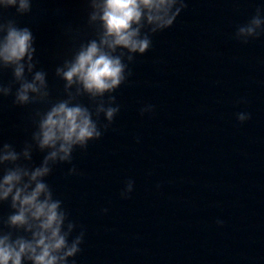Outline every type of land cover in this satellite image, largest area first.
<instances>
[{
  "label": "clouds",
  "instance_id": "9594fccd",
  "mask_svg": "<svg viewBox=\"0 0 264 264\" xmlns=\"http://www.w3.org/2000/svg\"><path fill=\"white\" fill-rule=\"evenodd\" d=\"M84 2L88 35L81 38L80 28L65 27L73 44L54 68L63 85L62 95L54 97L48 71L38 67L33 31L3 14L14 8L17 16L28 15L34 0H0V106L11 98L12 107L29 113V134L19 147L0 134V264H76L86 229L71 217L48 178L59 165H69L67 176L83 175L73 163L74 153L86 152L90 142L109 131L121 111L115 93L129 83L130 66L189 6V0ZM231 38L242 45L264 39V4L234 25ZM6 72L11 73L7 81ZM237 103L247 104V99ZM154 111L155 105L144 104L139 114ZM235 118L244 124L251 113L237 112ZM36 153L42 154L39 163ZM134 186L133 179L125 180L120 198L130 199ZM216 224L222 227L224 221L217 219Z\"/></svg>",
  "mask_w": 264,
  "mask_h": 264
}]
</instances>
